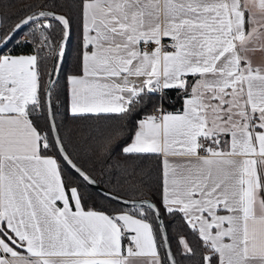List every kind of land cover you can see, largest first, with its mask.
Masks as SVG:
<instances>
[{
  "label": "snow or ice",
  "instance_id": "1",
  "mask_svg": "<svg viewBox=\"0 0 264 264\" xmlns=\"http://www.w3.org/2000/svg\"><path fill=\"white\" fill-rule=\"evenodd\" d=\"M0 264H264V0H0Z\"/></svg>",
  "mask_w": 264,
  "mask_h": 264
},
{
  "label": "trees",
  "instance_id": "2",
  "mask_svg": "<svg viewBox=\"0 0 264 264\" xmlns=\"http://www.w3.org/2000/svg\"><path fill=\"white\" fill-rule=\"evenodd\" d=\"M11 47V46H10ZM70 127H72L71 125H70ZM102 187H104L103 185H101ZM92 191H93V193H94V195H95V202H96V204L99 206V205H101L102 203H103V201H102V199L99 197V191L98 190H96L95 188H93L92 189Z\"/></svg>",
  "mask_w": 264,
  "mask_h": 264
},
{
  "label": "water",
  "instance_id": "3",
  "mask_svg": "<svg viewBox=\"0 0 264 264\" xmlns=\"http://www.w3.org/2000/svg\"><path fill=\"white\" fill-rule=\"evenodd\" d=\"M102 187V186H101ZM96 190L100 191L98 188H95Z\"/></svg>",
  "mask_w": 264,
  "mask_h": 264
}]
</instances>
